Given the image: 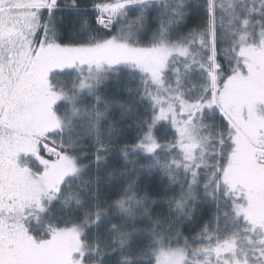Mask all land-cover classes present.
<instances>
[{
	"label": "snow or ice",
	"instance_id": "obj_1",
	"mask_svg": "<svg viewBox=\"0 0 264 264\" xmlns=\"http://www.w3.org/2000/svg\"><path fill=\"white\" fill-rule=\"evenodd\" d=\"M0 264H264V0H0Z\"/></svg>",
	"mask_w": 264,
	"mask_h": 264
}]
</instances>
